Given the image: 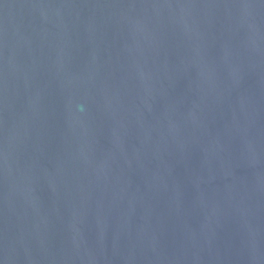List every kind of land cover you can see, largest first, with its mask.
Listing matches in <instances>:
<instances>
[{
    "label": "water",
    "instance_id": "obj_1",
    "mask_svg": "<svg viewBox=\"0 0 264 264\" xmlns=\"http://www.w3.org/2000/svg\"><path fill=\"white\" fill-rule=\"evenodd\" d=\"M0 264H264V0H0Z\"/></svg>",
    "mask_w": 264,
    "mask_h": 264
}]
</instances>
